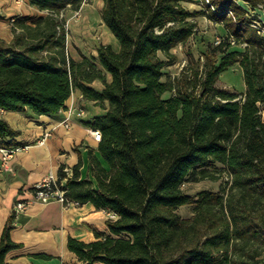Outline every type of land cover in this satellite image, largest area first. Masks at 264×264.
<instances>
[{
  "label": "trees",
  "instance_id": "16d2710c",
  "mask_svg": "<svg viewBox=\"0 0 264 264\" xmlns=\"http://www.w3.org/2000/svg\"><path fill=\"white\" fill-rule=\"evenodd\" d=\"M81 1L28 0L45 13L13 17L12 38H0V111L55 115L75 88L107 102L87 124L101 132L98 155L88 154L92 179L81 178L80 161L71 176L63 167L57 175L66 177V202H90L117 216L94 229L92 241L69 236L68 250L85 264H261L245 246L264 244V225L245 204L230 196L223 205L222 196L204 189L192 195L183 185L221 164L235 185L264 196V36L251 25L258 13L248 10L264 0H202V12L226 36L202 51L197 90L165 78L176 60L172 49L196 26L184 0H101V19L119 47L101 44L94 58L73 59L59 15ZM235 64L240 94L215 86ZM94 80L100 91L89 86ZM18 133L0 117V148L18 146ZM190 204L191 218L176 212ZM211 205L228 211L223 223L208 214ZM12 221L10 214L0 234V264H14L7 253L21 246L11 239Z\"/></svg>",
  "mask_w": 264,
  "mask_h": 264
},
{
  "label": "crops",
  "instance_id": "0c3cea01",
  "mask_svg": "<svg viewBox=\"0 0 264 264\" xmlns=\"http://www.w3.org/2000/svg\"><path fill=\"white\" fill-rule=\"evenodd\" d=\"M261 20L264 22V18ZM70 56L80 58V55L74 56L72 53ZM89 86L100 91L103 84L94 80ZM66 104L67 107H81L85 112L80 119L72 118V126L68 130L57 124L66 115V108L55 115H36L29 109L0 111V117L19 131L14 140L19 145H28L9 159L11 170L0 169V234L12 214L10 236L21 245L7 253V259L14 264H85L68 250L67 238L70 236L89 242L95 239L94 229L103 231L106 228L105 211L97 209L90 202L78 205L34 201L24 211L17 214L11 211L17 200L31 197L32 187L48 172L57 174L60 167L71 172L72 167L80 161L81 178L92 179L88 172V154L92 151L98 155V142L88 133L87 124L105 113L107 102L103 106L85 99L81 91L75 88ZM51 128H54L52 135L44 144L35 143L46 129Z\"/></svg>",
  "mask_w": 264,
  "mask_h": 264
},
{
  "label": "rangeland",
  "instance_id": "374dc122",
  "mask_svg": "<svg viewBox=\"0 0 264 264\" xmlns=\"http://www.w3.org/2000/svg\"><path fill=\"white\" fill-rule=\"evenodd\" d=\"M183 5L190 11L195 12L191 21H195L194 34L190 36L184 45H177L172 49L176 56L174 63L166 68V79L172 81L175 86L182 84L193 85L198 89V76L195 72L202 70L204 61L202 51L217 44V39L222 40L226 36V30L219 22L210 19L202 12L204 8L202 0H184ZM101 0H82L78 10L67 9L60 13L66 30V48L69 55L74 56L85 54L89 58L96 56V49L101 44H110L115 50L119 45L116 39L105 26L101 19ZM251 14H257L264 18V3H260L255 10L250 9ZM256 12V13H252ZM44 11L38 10L29 4L28 0H0V38L9 41L12 38L11 23L12 18L19 15H42ZM257 19V17H254ZM258 19L261 24L262 20ZM244 43L239 47L243 48ZM215 86L220 89L241 93L244 91V81L241 68L238 64L223 71ZM183 189L194 195L204 189L222 196L223 205L227 198L232 196L234 201H241L246 210H250L253 215L264 225V196L254 192L242 190L234 184L233 177L226 170L224 165L216 164L207 168L205 175L201 174L196 181H190L183 185ZM224 208V207H223ZM184 218H191L194 213V205H183L176 210ZM208 214L216 223H223L228 216V211L219 205L208 207ZM106 216V215H105ZM245 250L248 252L257 251V258L264 264V244L256 240H249Z\"/></svg>",
  "mask_w": 264,
  "mask_h": 264
},
{
  "label": "built area",
  "instance_id": "2783aa9c",
  "mask_svg": "<svg viewBox=\"0 0 264 264\" xmlns=\"http://www.w3.org/2000/svg\"><path fill=\"white\" fill-rule=\"evenodd\" d=\"M259 16L257 19L252 20L251 25L256 28L257 32L264 36V24H261ZM216 43L220 42V39L215 41ZM233 42V41H232ZM84 109L81 107H67L66 115L59 120L58 125L64 126L67 130L72 126V118L75 117L80 119L84 115ZM54 128L46 129L43 134L36 139L35 143L44 144L46 139L52 135ZM88 133L91 135L95 142H99L101 139V132L98 128H87ZM28 147L25 145H18L14 147H1L0 148V169L11 170V167L8 165L9 159L17 152L22 151ZM63 171L66 173V177L71 176L70 170L64 168ZM66 177L60 179L58 175L52 171L48 172L40 181H38L34 186L31 193V197L27 199L17 200L12 206V213L17 214L21 211H24L28 206L34 201L41 203H47L50 201H58L62 204H68L73 202H66L65 199V189L64 183ZM105 211L106 218L114 219L116 218V213L110 210L103 209Z\"/></svg>",
  "mask_w": 264,
  "mask_h": 264
}]
</instances>
